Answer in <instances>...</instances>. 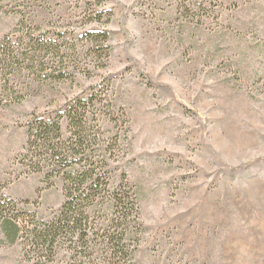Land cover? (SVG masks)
I'll use <instances>...</instances> for the list:
<instances>
[{
  "label": "rangeland",
  "instance_id": "rangeland-1",
  "mask_svg": "<svg viewBox=\"0 0 264 264\" xmlns=\"http://www.w3.org/2000/svg\"><path fill=\"white\" fill-rule=\"evenodd\" d=\"M104 1L96 21L74 0H0L1 38L58 48L0 89V198L57 215L61 181L20 159L28 122L95 93L110 183L138 203L133 264H264V0ZM22 239L0 227V264H78Z\"/></svg>",
  "mask_w": 264,
  "mask_h": 264
},
{
  "label": "trees",
  "instance_id": "trees-1",
  "mask_svg": "<svg viewBox=\"0 0 264 264\" xmlns=\"http://www.w3.org/2000/svg\"><path fill=\"white\" fill-rule=\"evenodd\" d=\"M91 20L104 14V0H74ZM98 6V7H97ZM91 40L108 38L106 32L89 33ZM100 41V40H99ZM55 48V49H54ZM58 51L33 37L12 40L0 37V89L6 92L5 77L17 66L34 68L41 54ZM95 93L67 102L55 116L34 115L28 122L27 142L21 162L62 183L64 201L50 220H38L26 208L0 198V227L6 242L23 238L34 251L55 254L65 246L78 264H133L141 234L135 192L127 182L110 183L108 159L116 142L102 139L96 120ZM65 121V127L62 122Z\"/></svg>",
  "mask_w": 264,
  "mask_h": 264
}]
</instances>
